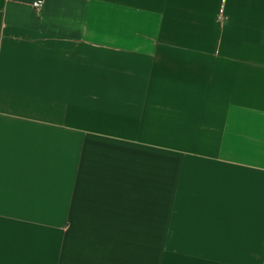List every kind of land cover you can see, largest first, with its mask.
Instances as JSON below:
<instances>
[{
  "label": "crops",
  "instance_id": "0c3cea01",
  "mask_svg": "<svg viewBox=\"0 0 264 264\" xmlns=\"http://www.w3.org/2000/svg\"><path fill=\"white\" fill-rule=\"evenodd\" d=\"M0 264H264V0H0Z\"/></svg>",
  "mask_w": 264,
  "mask_h": 264
},
{
  "label": "built area",
  "instance_id": "2783aa9c",
  "mask_svg": "<svg viewBox=\"0 0 264 264\" xmlns=\"http://www.w3.org/2000/svg\"><path fill=\"white\" fill-rule=\"evenodd\" d=\"M33 7L35 9H38L40 6H41V2L40 1H35L32 3ZM220 18H221V15H220Z\"/></svg>",
  "mask_w": 264,
  "mask_h": 264
}]
</instances>
